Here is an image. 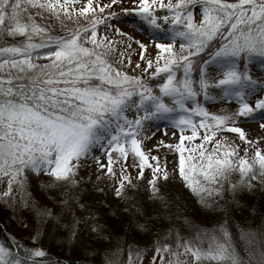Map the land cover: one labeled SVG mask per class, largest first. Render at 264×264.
<instances>
[{
    "label": "snow or ice",
    "instance_id": "obj_1",
    "mask_svg": "<svg viewBox=\"0 0 264 264\" xmlns=\"http://www.w3.org/2000/svg\"><path fill=\"white\" fill-rule=\"evenodd\" d=\"M253 61L264 74V0H0V203L15 225L0 264H134L132 233L159 264H264V212L255 227L233 215L264 194V135L245 128L264 130ZM156 122L178 132L149 149Z\"/></svg>",
    "mask_w": 264,
    "mask_h": 264
},
{
    "label": "rangeland",
    "instance_id": "obj_2",
    "mask_svg": "<svg viewBox=\"0 0 264 264\" xmlns=\"http://www.w3.org/2000/svg\"><path fill=\"white\" fill-rule=\"evenodd\" d=\"M120 26L122 28H124V30H126V31L133 32V34L136 35L137 38H139V39H142V40H145V41H148L150 39L148 35L142 34L138 30L132 29L128 25L121 24ZM100 31H104V29L101 28ZM135 47H136V45H133V48H135ZM235 106L236 105L233 102H228V101H226L224 104L216 103L214 105V107L211 104L208 105L210 110H216V109H220V108H223V107H235ZM156 125L157 126L153 128L154 135H151L149 137V140L146 142V147L149 148V149L152 148V144L153 143H158L161 139H163L165 142H167V141H173L174 142V137H172L171 135H169L167 133L178 132V129L174 128L168 122H156ZM245 128L253 130V132L255 134L264 135V130L259 129L256 122H252V123L246 124ZM155 154L161 156L162 159H166L168 161V163H169V168H171V164L173 163L171 150H169L166 147L162 146L160 148V150L158 152H156ZM101 162H104L103 159L101 160ZM176 163H178V159H177ZM147 174H148V172L146 170L145 171V175H147ZM39 179L46 180L47 176L46 175H41ZM28 183H29L28 191L32 194V196L35 197V199L37 201H39L40 203H48L46 192H45V190L41 189V187L39 186L38 181L36 179L30 177ZM93 183H96L99 187H104L105 188V193L104 194L110 195V193H108V190L106 188V184H107V178L106 177H102L100 181H96L95 177H93ZM3 187H4V185L0 184V190H2ZM178 187H179V184L177 183L176 185L171 186V189H176ZM113 203H115V201H113ZM49 206H51V205L49 204ZM0 210L3 211V213L8 218V216L10 215V209H5L3 204L0 203ZM10 222H13V221H10ZM247 227H249V226H247ZM188 234H191L192 236H195V231H193V232L188 231ZM201 243L206 247L207 244H208V241L206 239H204V240L201 241ZM241 243H242V245L244 247L245 246L244 242L241 241ZM52 250L55 253H60L61 252V249L58 248V247H53ZM133 253H134L133 254L134 264H159V254H157V260L156 261L153 262L150 259L155 254L154 246H152L151 248H147V249L143 250L142 259H137L136 258L135 250L133 251ZM164 257H165V261H167L168 254L165 253ZM188 258L191 259V256L189 255ZM126 259H127V257L124 260H126Z\"/></svg>",
    "mask_w": 264,
    "mask_h": 264
},
{
    "label": "trees",
    "instance_id": "obj_3",
    "mask_svg": "<svg viewBox=\"0 0 264 264\" xmlns=\"http://www.w3.org/2000/svg\"><path fill=\"white\" fill-rule=\"evenodd\" d=\"M252 74L254 76L264 75L261 72L256 70L255 61H253ZM171 190H175V189H171ZM246 199L250 201L251 207H256L258 209L257 213H252L246 209L237 208L236 206H233V215L236 217L238 221L241 222V224H244L245 226H249V227H255L259 223V213L264 212V194H262L259 190H257L254 195H248ZM208 211L209 210H204L205 213ZM205 218L206 217L203 214L200 217H193L196 223H200ZM14 227L15 225L13 224V222H10L7 216L3 213V211L0 210V239H3V240L9 239V233L13 230ZM188 231L193 232L195 230L194 229L189 230L181 226L182 236L185 233H188ZM117 234L120 235L121 237H124V232L122 230L118 231ZM152 239L153 238L150 236H137L135 233H132L130 235V238H128V242L133 243L134 245H138L140 249L145 250L147 248H151L152 246H154ZM165 242L171 243L172 237H168ZM111 246H114V245H111ZM122 247H125V251L121 255V259L124 260L127 257V250H126V246L122 245ZM242 248H243V245L241 241H237V249L241 250ZM51 251L53 250L51 249ZM84 259L92 260V259H97V258L96 257H84Z\"/></svg>",
    "mask_w": 264,
    "mask_h": 264
}]
</instances>
